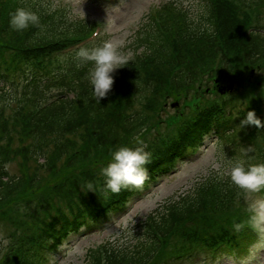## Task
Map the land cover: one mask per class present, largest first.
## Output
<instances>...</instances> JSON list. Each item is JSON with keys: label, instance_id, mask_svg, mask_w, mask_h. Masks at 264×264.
<instances>
[{"label": "trees", "instance_id": "trees-1", "mask_svg": "<svg viewBox=\"0 0 264 264\" xmlns=\"http://www.w3.org/2000/svg\"><path fill=\"white\" fill-rule=\"evenodd\" d=\"M200 1L197 15L173 2L154 10L160 24L151 15L136 35L137 49L125 55L128 63L115 71L112 90L98 102L85 75L88 70L77 65V54L69 59L74 66L67 60L56 69L36 63L38 56L60 48L61 42L87 34L93 21L72 19L60 9L48 8L44 0H0V219L10 218L19 228L0 264H45L43 248L55 251L72 233L120 209L136 187L113 193L102 174L120 147L146 145L151 153L143 185L158 177L159 168L172 166V154L185 153L198 139L200 127L211 122L217 83L212 98L200 103L195 97L197 104L190 99V111L180 118L173 137L159 133L155 113L164 96L189 99L188 92L200 91L198 83L216 56H221L216 73L221 79L240 84L251 78V67L264 60V0ZM248 7L258 15L256 29L245 37ZM18 8L36 13L39 23L14 31L10 14ZM176 65L182 67L169 80ZM25 72L26 82L17 90L15 84ZM52 86L56 100L41 105ZM11 91H19L15 99H7ZM246 104L250 100L239 94L232 106L242 111ZM240 124L230 118L219 148L246 149V169L264 164V132H249L250 126ZM15 159L18 171L11 173L7 163ZM47 165L50 176H41ZM244 196L230 172L211 170L140 220L132 228L134 242L96 245L83 264H170L196 252L230 251L246 258L258 236L246 224ZM15 200L20 204L13 207Z\"/></svg>", "mask_w": 264, "mask_h": 264}, {"label": "rangeland", "instance_id": "rangeland-1", "mask_svg": "<svg viewBox=\"0 0 264 264\" xmlns=\"http://www.w3.org/2000/svg\"><path fill=\"white\" fill-rule=\"evenodd\" d=\"M48 8L60 9L67 13V15L81 22H91V21H102L104 22V27L101 30L104 31L100 37V40L112 41L114 45L119 46V51L124 55H132L133 52L138 47V37L136 36L142 29L146 27V24L151 19V15L154 17V13L159 10L161 6L165 3H176L182 8H185L190 14L197 15V5L200 0H121L120 3L116 5H103L100 0H44ZM201 2V1H200ZM102 40V41H103ZM103 41V42H105ZM96 43V42H95ZM93 43V44H95ZM98 43V42H97ZM96 43V44H97ZM91 44V45H93ZM102 46V45H99ZM97 46V47H99ZM96 48V47H94ZM92 48V49H94ZM142 47L139 48L140 51ZM79 65V64H78ZM82 65H87V70L85 75H89L90 70L94 68V62H82ZM209 76L212 78L210 82L204 81L203 89L205 91L201 98H197V101H201L205 97L213 95L215 93L214 88H208L215 79V71H211ZM251 71L252 74H256ZM221 82V81H220ZM222 82H229V80H222ZM232 87L223 84V93L231 92H241L243 87L238 85L236 82H232ZM264 85V80L261 81ZM260 91V90H259ZM258 92V91H257ZM55 89H49L47 94H56ZM258 93L249 92L244 94L246 99L251 102L256 98L258 101L260 99L257 96ZM16 92L11 91L7 99H15ZM197 97L195 94L193 98ZM172 97L163 98L165 108L162 109V117L156 116V124L160 127V132L162 134L174 133L177 126H179V116L176 114L179 110L184 108L181 106L185 103L184 99H177V103L172 105ZM190 100V99H189ZM194 100V99H193ZM196 98L194 102L197 104ZM190 103V101L188 102ZM189 107V105H188ZM181 108V109H180ZM9 107H6V111ZM188 112L184 110V113ZM183 113V114H184ZM242 119L241 114L236 116ZM151 119V118H149ZM169 121V124L167 122ZM264 121V116L261 118ZM155 122V121H154ZM147 123V121L145 122ZM168 126H167V125ZM251 129L255 126H250ZM153 127L149 132L153 137ZM261 129H259L260 131ZM264 132V129L261 130ZM140 137V133H137ZM149 137V136H148ZM202 152L190 161L183 162L178 169L170 174L169 176L161 179L160 184L153 188L145 197L137 202L128 214L123 218H117L116 221L112 222L104 229L93 232L90 234H77L72 233L69 238L68 243L62 245L59 253L55 254L52 258L51 264H83V261L87 258L86 254L88 250L96 245L101 244H117V243H132L135 238L132 234V228L143 218L149 214L156 211L160 207L162 202L170 197H178L181 193L189 190L203 175L211 170H216L218 172H230L231 168L235 166L238 161H243L248 152L243 149L239 152L240 148H229L228 150H223L218 147V138L216 136H210L206 138L205 144L202 146ZM96 154H101L100 151H94ZM41 161L44 157L40 158ZM47 162V161H45ZM60 162L59 164H61ZM11 173H16L18 171V160L15 159L11 163H7ZM52 170L50 169V172ZM41 176L49 177V166L46 169L42 168ZM244 202L246 200L253 203L255 207L254 216L250 218L252 224L255 225L260 231L261 236H259L260 241L252 246V254L245 258V264H264V208L261 207L264 204L263 193L259 191H248L244 189ZM20 204V200H15L13 202V207ZM245 208L246 206L245 202ZM251 210V209H250ZM156 213V212H154ZM112 214L107 215V217L102 220L111 217ZM101 221V220H100ZM16 224H14L11 219H0V256L5 252L6 245L9 246L14 236L19 234V228L16 229ZM7 241V244L4 241ZM230 257L224 258L225 264H241L235 258L236 256L229 253ZM221 262H214L212 264H220Z\"/></svg>", "mask_w": 264, "mask_h": 264}, {"label": "clouds", "instance_id": "clouds-1", "mask_svg": "<svg viewBox=\"0 0 264 264\" xmlns=\"http://www.w3.org/2000/svg\"><path fill=\"white\" fill-rule=\"evenodd\" d=\"M39 17L36 13L18 8L10 14V27L14 31H23L30 25H37ZM77 59L94 62L89 72V79L94 86V96L100 102L106 98L114 85V73L121 65L128 63V57L119 51V46L112 41H105L102 46L94 49L81 48ZM255 126L264 129V121L257 117L255 111H248L241 121L240 127ZM146 145L135 149L120 147L113 153L112 161L102 169L106 177V187L113 193L129 186L140 187L147 179L146 165L150 162L151 153L145 151ZM251 151V148H249ZM6 167V166H5ZM231 181L238 187L248 191H259L264 187V164L249 165L246 169L243 161H238L230 171ZM89 188L91 185L89 184ZM264 208V204L261 205ZM7 244V241H4Z\"/></svg>", "mask_w": 264, "mask_h": 264}]
</instances>
